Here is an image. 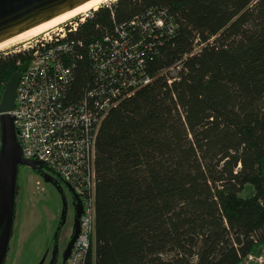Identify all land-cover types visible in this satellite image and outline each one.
Returning <instances> with one entry per match:
<instances>
[{
  "label": "trees",
  "instance_id": "obj_1",
  "mask_svg": "<svg viewBox=\"0 0 264 264\" xmlns=\"http://www.w3.org/2000/svg\"><path fill=\"white\" fill-rule=\"evenodd\" d=\"M106 37L152 79L100 122L85 264H239L264 244V0L102 4L69 35L70 98ZM27 59L0 52V97Z\"/></svg>",
  "mask_w": 264,
  "mask_h": 264
},
{
  "label": "built area",
  "instance_id": "obj_2",
  "mask_svg": "<svg viewBox=\"0 0 264 264\" xmlns=\"http://www.w3.org/2000/svg\"><path fill=\"white\" fill-rule=\"evenodd\" d=\"M89 12L25 40L21 49L14 50L28 56L11 111L23 156L37 158L54 176L69 182L83 205L79 233L65 264H85L90 247L95 141L100 122L111 107L152 79L144 73L141 53L135 46L106 37L104 44L93 41L87 46L95 86L79 100L70 98L74 64L68 61L75 42L69 35ZM156 23L160 25V19ZM262 247L264 244L239 264H264Z\"/></svg>",
  "mask_w": 264,
  "mask_h": 264
},
{
  "label": "water",
  "instance_id": "obj_3",
  "mask_svg": "<svg viewBox=\"0 0 264 264\" xmlns=\"http://www.w3.org/2000/svg\"><path fill=\"white\" fill-rule=\"evenodd\" d=\"M87 1L89 0H0V43ZM27 64L28 61L20 64L10 76L0 97V264H3L6 258L13 231L18 193L17 178L21 166L30 168L45 183L52 185L60 195L61 212L54 232V239L66 217L67 202L64 189L73 199L74 220L61 261V264H65L79 233L83 205L79 195L69 182L59 175H55L56 178L52 177L48 173L51 169L37 158H25L23 156L11 111L15 103V91L20 73L24 71Z\"/></svg>",
  "mask_w": 264,
  "mask_h": 264
},
{
  "label": "rangeland",
  "instance_id": "obj_4",
  "mask_svg": "<svg viewBox=\"0 0 264 264\" xmlns=\"http://www.w3.org/2000/svg\"><path fill=\"white\" fill-rule=\"evenodd\" d=\"M24 42L8 43L0 52L21 49ZM48 173L56 178L52 172ZM17 181L15 218L5 264H35L56 224L61 202L54 187L26 166L19 167ZM250 192V188H246L242 196Z\"/></svg>",
  "mask_w": 264,
  "mask_h": 264
},
{
  "label": "flooded vegetation",
  "instance_id": "obj_5",
  "mask_svg": "<svg viewBox=\"0 0 264 264\" xmlns=\"http://www.w3.org/2000/svg\"><path fill=\"white\" fill-rule=\"evenodd\" d=\"M64 193L66 195V202H67V211H66L65 221L63 225L60 227L59 232L54 239V232H55V229H56L59 217H60V212H61V207H60L58 216L55 219L56 224L53 228V231L49 234L48 238H46L44 248L42 249L43 251L41 252L40 257L37 260V262H35V264H61L62 254H63L64 249L66 248V244L71 235V230H72V225H73V220H74L73 199L71 198L70 194L68 193L66 189H64ZM59 199L61 202L60 195H59ZM9 249H10V246L8 248L6 258L3 264H5L7 260Z\"/></svg>",
  "mask_w": 264,
  "mask_h": 264
},
{
  "label": "bare ground",
  "instance_id": "obj_6",
  "mask_svg": "<svg viewBox=\"0 0 264 264\" xmlns=\"http://www.w3.org/2000/svg\"><path fill=\"white\" fill-rule=\"evenodd\" d=\"M114 0H89L87 2H85L84 4L76 7V8H73L72 10H69L65 13H62L42 24H39V25H36L26 31H24L23 33L11 38V39H8L4 42H1L0 43V49L2 47H4V45H7L8 43H11V42H24L25 40L33 37V36H36V35H39V34H42L43 32L51 29V28H54L56 26H59L60 24H63L65 22H68L74 18H77V17H82V16H85L87 14L88 11H91V10H96L99 6H101L102 4H108L110 2H112Z\"/></svg>",
  "mask_w": 264,
  "mask_h": 264
}]
</instances>
